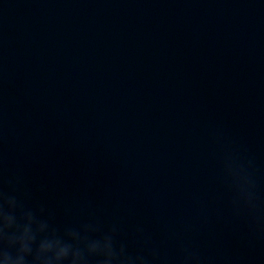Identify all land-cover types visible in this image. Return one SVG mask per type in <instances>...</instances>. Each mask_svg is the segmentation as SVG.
Wrapping results in <instances>:
<instances>
[{
    "label": "clouds",
    "instance_id": "9594fccd",
    "mask_svg": "<svg viewBox=\"0 0 264 264\" xmlns=\"http://www.w3.org/2000/svg\"><path fill=\"white\" fill-rule=\"evenodd\" d=\"M244 207L253 215L259 211L255 193ZM51 219L45 206L25 207L16 196L5 193L0 179V257L6 264H91L93 259L96 264H202L198 252L182 240L174 257L161 255L140 226L135 230L138 249L133 253L127 242L118 239V221L105 230L90 217L79 228L60 229Z\"/></svg>",
    "mask_w": 264,
    "mask_h": 264
}]
</instances>
